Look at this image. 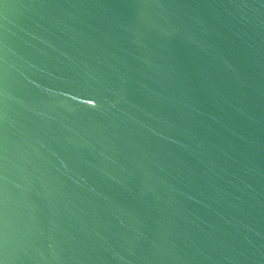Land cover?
I'll return each instance as SVG.
<instances>
[{
  "label": "water",
  "instance_id": "water-1",
  "mask_svg": "<svg viewBox=\"0 0 264 264\" xmlns=\"http://www.w3.org/2000/svg\"><path fill=\"white\" fill-rule=\"evenodd\" d=\"M0 264H264V0H0Z\"/></svg>",
  "mask_w": 264,
  "mask_h": 264
}]
</instances>
